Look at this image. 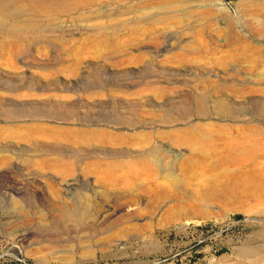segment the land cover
<instances>
[{"label": "rangeland", "instance_id": "obj_1", "mask_svg": "<svg viewBox=\"0 0 264 264\" xmlns=\"http://www.w3.org/2000/svg\"><path fill=\"white\" fill-rule=\"evenodd\" d=\"M20 4L0 264H264V0Z\"/></svg>", "mask_w": 264, "mask_h": 264}, {"label": "bare ground", "instance_id": "obj_2", "mask_svg": "<svg viewBox=\"0 0 264 264\" xmlns=\"http://www.w3.org/2000/svg\"><path fill=\"white\" fill-rule=\"evenodd\" d=\"M20 1L21 0H0V13H5L6 10L10 7H14V8H18V10L22 11L24 10L22 7H21V4H20ZM35 4V3H34ZM37 4V3H36ZM40 8H39V11L41 12H44L46 11L47 7L43 1V4L40 3ZM35 6V5H33ZM5 19V18H4ZM35 28V31L38 29H36L37 27L35 26H17V25H10V23L6 22L5 20H0V32H12V33H18V34H21L23 32H30L31 30H33ZM36 31V32H37ZM42 136V135H41Z\"/></svg>", "mask_w": 264, "mask_h": 264}]
</instances>
